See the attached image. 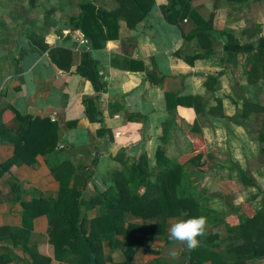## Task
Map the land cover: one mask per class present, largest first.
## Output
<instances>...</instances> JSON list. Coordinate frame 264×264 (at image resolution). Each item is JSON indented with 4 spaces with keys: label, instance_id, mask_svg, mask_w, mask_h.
<instances>
[{
    "label": "crops",
    "instance_id": "obj_1",
    "mask_svg": "<svg viewBox=\"0 0 264 264\" xmlns=\"http://www.w3.org/2000/svg\"><path fill=\"white\" fill-rule=\"evenodd\" d=\"M82 1L0 0V119L6 129L0 133V164L12 157L15 145H22L24 156L0 174V264H70L66 256L55 255L44 212L57 197V176L68 175L67 187L86 202L110 185L108 172L120 170L123 163L136 164L143 155L153 168L157 147L169 160L189 151L192 123L213 160L209 171L189 172L183 184L195 189L199 201L206 195L214 210H228L208 213L206 228L225 234V223L237 219L241 213L234 210L241 204L252 210L264 204L256 187L240 186L237 178L248 171L263 189L258 148L264 141H257L263 112L241 117L240 111L242 98L264 107V79L246 81L242 53H236L234 63L219 59L226 33L243 48L264 37V0L179 1L192 12L177 18V26L166 22L160 9L171 0H153L133 28L119 20L116 37L97 49L88 41L80 44L79 37H86L71 25ZM88 1L104 9L113 6L111 0ZM203 19L211 23V37L220 48L188 62L198 49L186 36ZM83 52L92 60L95 84L75 70ZM165 93L173 102L171 111ZM244 192H249L246 198ZM82 212L91 218L100 207ZM175 219L183 217H167L163 234L145 239L130 264L183 261L185 245L171 247L168 239ZM173 248L176 262L169 256ZM102 253L103 264L123 259L120 249L105 241Z\"/></svg>",
    "mask_w": 264,
    "mask_h": 264
},
{
    "label": "trees",
    "instance_id": "obj_2",
    "mask_svg": "<svg viewBox=\"0 0 264 264\" xmlns=\"http://www.w3.org/2000/svg\"><path fill=\"white\" fill-rule=\"evenodd\" d=\"M111 1L113 6L104 9L83 0L79 3L78 16L70 19L72 27L86 37L93 49L102 47L105 40L116 37L119 20H123L127 28H133L153 4V0ZM179 1L183 2L171 0L166 7H160L164 20L176 26L177 18L181 19L185 14L192 12L184 3L179 6ZM212 32L211 23L203 19L199 21L196 29L186 36L195 40L198 49V52L187 59L188 62L195 57L215 55L216 48L219 49L221 45L223 56L220 60L228 59L234 63L236 53L244 54V74L248 83L264 79V37H258L256 44L247 43L243 48L227 33L226 41L215 45L211 37ZM91 62L88 53L83 52L75 70L95 84L96 77L92 74ZM69 64L68 60L64 68H68ZM164 98L167 110L171 111L173 102H168V93L164 94ZM217 105L221 110L219 100ZM196 110L198 109L194 111ZM253 110L263 112V124L257 137L260 143L264 141V107L242 98L241 117ZM1 111L3 110L0 108V115ZM222 114L218 112V116ZM189 127L192 132L190 140L188 139L189 151L169 160L164 156L163 149L157 147L155 166L150 167L151 169L147 167L143 155L136 164L123 163L120 170L108 172L110 185L101 194L87 199L86 202L80 199L77 191L67 187L68 175L61 176V179L57 176L61 182L57 197L50 200L47 203L49 208L44 210L55 255L66 256L70 264H103L105 257L102 253V242L105 241L108 247L120 249L123 255L122 261L116 264H130L134 252L145 239L163 234L167 217L182 216L183 219H188L201 215L206 217L210 211L224 213L222 208L220 211L207 208V198L204 194L202 211L195 189L183 184L189 172L196 175L209 171L213 160V155L204 149L200 129L195 123ZM5 131L0 119V133ZM20 147L22 145H15L12 157L0 164V174L24 159ZM258 155L261 157L260 165L264 168V146H259ZM185 164L192 166L194 171L186 170ZM237 178L240 186L256 187L263 194L264 203V189L259 188L248 171L239 172ZM95 205L100 207V213L97 215L87 218L86 213H81V208L88 209ZM236 211L237 209L234 212L241 214H238L232 224L225 223V234L211 232L206 228V235L198 237L201 241L200 247L189 250L185 246L184 259L177 264H202L207 260L214 264H249L251 261L264 264V204L256 210ZM131 218H139L140 222H133Z\"/></svg>",
    "mask_w": 264,
    "mask_h": 264
},
{
    "label": "clouds",
    "instance_id": "obj_3",
    "mask_svg": "<svg viewBox=\"0 0 264 264\" xmlns=\"http://www.w3.org/2000/svg\"><path fill=\"white\" fill-rule=\"evenodd\" d=\"M207 217L194 216L188 219H175L170 222L168 228V239L185 245L189 250H195L201 245L198 237L206 235ZM178 253L173 248L169 250V256L173 259Z\"/></svg>",
    "mask_w": 264,
    "mask_h": 264
},
{
    "label": "rangeland",
    "instance_id": "obj_4",
    "mask_svg": "<svg viewBox=\"0 0 264 264\" xmlns=\"http://www.w3.org/2000/svg\"><path fill=\"white\" fill-rule=\"evenodd\" d=\"M178 5L180 6L181 4L180 3H178ZM156 29V28H155ZM216 45V44H215ZM237 177H238V175H237ZM208 179H212L211 177H209L208 176ZM208 188H211V190H214V188H215V185H209L208 186ZM226 189H227V187H226ZM263 189H264V186H263ZM249 193V192H248ZM248 193H246V192H244L242 195H243V197L244 198H246L247 197V195H248ZM250 195V194H249ZM261 195V194H260ZM233 198L231 197V199H229V200H232ZM233 201V200H232ZM237 200H235V201H233V202H236ZM248 203V202H247ZM250 203V202H249ZM248 203V204H249ZM236 204H237V202H236ZM260 205H261V203H259ZM200 205H201V208H202V211H203V201H201L200 200ZM251 205V203L249 204V206ZM207 208H209V206H208V204H207ZM224 209V208H223ZM248 209H251V208H246V206L245 205H242L241 204V206H240V210L238 211V212H243L244 210H248ZM224 210H226V211H228L227 210V208L226 209H224ZM209 213H211V211L209 212ZM209 218H213V215H210L209 216ZM169 242V241H168ZM171 243V247H173V246H175V244H177V242H173V241H170ZM170 260H171V262H176V261H174L175 259H173V258H171L170 257Z\"/></svg>",
    "mask_w": 264,
    "mask_h": 264
},
{
    "label": "built area",
    "instance_id": "obj_5",
    "mask_svg": "<svg viewBox=\"0 0 264 264\" xmlns=\"http://www.w3.org/2000/svg\"><path fill=\"white\" fill-rule=\"evenodd\" d=\"M87 42V39L86 38H84V37H79V43L80 44H85Z\"/></svg>",
    "mask_w": 264,
    "mask_h": 264
}]
</instances>
